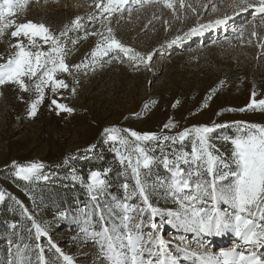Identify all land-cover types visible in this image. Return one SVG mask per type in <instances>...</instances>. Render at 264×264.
<instances>
[{
  "label": "rangeland",
  "instance_id": "1",
  "mask_svg": "<svg viewBox=\"0 0 264 264\" xmlns=\"http://www.w3.org/2000/svg\"><path fill=\"white\" fill-rule=\"evenodd\" d=\"M19 2L25 7H17L13 16L5 18V23L13 20L15 24L0 36V64L18 51L11 47L18 41L27 50H37L23 35L11 36L16 25L32 21L44 23L57 36L67 26V35L60 39L69 72L58 71L54 77L63 80L66 88L53 91L51 84L44 86V98L34 116L29 112L38 97L36 77L23 78L27 91L13 83L0 85V193L4 196L0 223L3 213L18 216V222H9L5 229L0 225V255L5 245L11 261L4 264H68L64 256L72 258L71 264H110L102 250L105 241L96 233L105 227L126 231L121 205H144L138 195L128 198L135 180L116 149L125 156L129 152L118 141L108 140L105 129H119L129 149L139 144L154 158L148 169L142 162L139 168L142 180L151 185L158 179L169 180L171 174L162 163L165 157L171 160L174 154L191 152L195 134L181 141L180 132L193 126L228 125L216 129L211 142L218 150L214 154L234 170L233 146L222 138L239 134L235 121L264 125V109H247L253 92L257 101L264 99V14L255 9L240 11L239 0H183V5L181 0H172V8L163 0H128L114 4L110 13L103 10L107 0H101V8L95 7V0ZM257 2L247 0L248 4ZM77 16L81 17L79 28L73 26ZM225 17V23H215ZM109 27L122 44L146 58L151 54V59L138 62L130 58L132 53L126 55L115 48L92 57L101 36L91 33L107 36ZM176 37L181 39L172 43ZM37 42L42 45L39 50L47 51L49 45ZM53 100L73 111L58 109ZM170 122L174 127L165 128ZM124 130L155 133L159 139L133 143L134 138ZM136 157L133 153V164ZM33 163L42 167L30 179L16 175L18 168ZM181 167L189 170L187 165ZM94 171L102 173L106 185L102 191L89 192ZM195 181L193 176V189L184 190L181 197L192 194ZM148 195L154 207H178L167 183L150 188ZM210 205L211 201L205 206ZM219 208L228 206L221 203ZM129 215L145 234L154 231L152 223L157 224L158 234L169 242L168 251L180 256L181 264H198L192 251L218 255L233 246L240 250L242 244L231 231L222 233L224 246L216 244L217 235H197L174 219L169 223L166 212L155 217L150 211ZM35 224L47 235L37 238ZM181 236L183 243L178 239ZM178 244L180 249L187 248V259Z\"/></svg>",
  "mask_w": 264,
  "mask_h": 264
},
{
  "label": "snow or ice",
  "instance_id": "2",
  "mask_svg": "<svg viewBox=\"0 0 264 264\" xmlns=\"http://www.w3.org/2000/svg\"><path fill=\"white\" fill-rule=\"evenodd\" d=\"M127 2L128 0H107V3L103 5V10L110 13L114 4ZM163 2L167 7H173L172 0H163ZM181 4L183 5V0H181ZM240 5L246 6L241 7ZM101 6V0H95V7L101 8ZM236 6L239 7L240 11L255 9L257 13L264 14V0H258L255 5L248 4L247 0H239V4ZM17 7L23 9L25 3H20L19 0H2L0 2V36L3 35L6 28L15 24L13 20H8L5 23V18L13 16L14 9ZM213 10L215 9L213 8ZM227 19L228 17H225L215 21V23L223 24ZM80 20L81 17L77 16L73 26L79 28ZM209 26L211 25H201L200 27ZM67 31L66 26L65 30L57 36L44 23L28 21L16 25L15 30L11 33L12 37L23 35L27 38L29 45L37 50H27L25 45L19 41L15 45H11L18 51L10 56L6 63L0 64V85L13 83L27 91L28 85L25 84L23 78H37L38 82L35 83V89L38 92V97L30 105V116L36 114L37 105L44 98V86L51 84L53 91L57 87H67L63 80L54 78L58 71L69 72V66L65 63L66 52L60 39L67 35ZM106 31L107 36L97 32L91 33L101 36V42L97 43L96 48L91 53L92 57L107 55L111 49L115 48L126 55L132 53L130 58L138 62L147 63L151 59V54L146 58L122 44L114 36L110 27ZM195 31V28L191 29L188 34ZM180 39V37H176L172 43ZM38 40L49 45L47 51L39 50L42 45L38 44ZM80 66L74 65L76 68H80ZM252 95L253 99L247 105V109L257 107L264 109V99L257 101L255 99L256 93L253 92ZM52 103L56 104L60 110L69 113L73 111L72 108L58 104L55 100ZM245 110L244 108L239 109V111ZM227 126L223 124L200 125L180 132L178 137L181 141L190 134H195L196 141L193 143L191 152L174 154L171 160L165 157L162 163L171 174L170 178L167 182L158 179L151 185L146 180H142L139 168L142 162L143 168L148 169L154 158L149 156L139 144L129 149V141L119 136V129H105V132L108 133V140L118 141L120 145L124 146L125 151L129 152V155L125 156L120 153L119 149H116L121 162L127 161L135 180L134 188L128 198L131 199L138 195L144 205L142 208L128 203L121 205L125 211V215L122 217V227L126 231L121 232L118 227L111 230L105 227L101 232L96 233L101 240L105 241L102 250L110 264H181V257L168 251L169 242L158 234L159 226L157 224L152 223L151 228L154 231L145 234L141 230L140 223H132L134 218L129 213L137 212L142 215L149 211L151 217L166 212L170 217L169 223H172L174 219L181 227L195 231L197 235H220L223 232L231 231L242 242L239 246L240 250L237 246H233L222 250L218 255H212L206 251L202 254L198 251H192L191 256L197 258L198 264H264V125L235 121L234 126L239 134L234 138L227 136L222 138L233 146L231 155L232 164L235 165L234 170L224 163L222 157L214 154V151L218 150L211 142V134L216 129ZM164 127H174V125L170 122ZM124 131L129 132L130 136L134 138L133 143L159 139L155 133L141 134L132 130ZM164 139L175 141L177 137H164ZM133 153L137 154L135 164H133L132 159ZM181 165H187L189 170L185 172ZM40 167L42 165L36 163L29 167H20L16 175L28 180L36 174ZM224 169L228 170L224 171ZM193 176L196 177V181L192 194L181 197L180 193L185 189H193ZM89 180L91 181L88 184L89 192L102 191L106 185L102 173L98 171L92 172ZM165 183L172 190L173 202L178 206L175 210L171 208L159 209L149 202V189L156 185L164 186ZM124 188L128 189L129 185L125 184ZM3 198V193H0V200ZM209 201H211V205L206 207L205 205H208ZM221 203L227 205L228 208L221 210L219 208ZM197 204L201 206L197 207ZM34 227L37 238L41 235H47V232L39 224H35ZM178 239L182 243L185 242L183 236ZM198 247H202V245H198ZM177 249L184 251L186 253L184 258H188L187 248L180 249L178 244ZM57 251L60 250L57 249ZM63 258L68 264H71V257L64 256ZM40 259L42 261L43 258L40 257Z\"/></svg>",
  "mask_w": 264,
  "mask_h": 264
},
{
  "label": "trees",
  "instance_id": "3",
  "mask_svg": "<svg viewBox=\"0 0 264 264\" xmlns=\"http://www.w3.org/2000/svg\"><path fill=\"white\" fill-rule=\"evenodd\" d=\"M83 169H85V166L83 167ZM2 223H0V225L3 226V229L6 228V225L9 223V222H18V216H16V212H13L12 214L8 215L6 213H3L2 214ZM17 218V219H16ZM18 224V223H17ZM3 244V243H2ZM2 250H3V254L0 255V263L1 264H4L8 261H11V260H8V256H6V253H5V245H2Z\"/></svg>",
  "mask_w": 264,
  "mask_h": 264
},
{
  "label": "bare ground",
  "instance_id": "4",
  "mask_svg": "<svg viewBox=\"0 0 264 264\" xmlns=\"http://www.w3.org/2000/svg\"><path fill=\"white\" fill-rule=\"evenodd\" d=\"M187 189H185V191H186ZM223 249H221V251H222Z\"/></svg>",
  "mask_w": 264,
  "mask_h": 264
}]
</instances>
